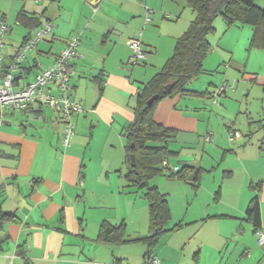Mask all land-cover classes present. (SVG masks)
I'll return each instance as SVG.
<instances>
[{
	"label": "crops",
	"instance_id": "1",
	"mask_svg": "<svg viewBox=\"0 0 264 264\" xmlns=\"http://www.w3.org/2000/svg\"><path fill=\"white\" fill-rule=\"evenodd\" d=\"M159 3L0 0V19L8 27L2 67L37 26L45 21L54 24L52 32L24 56L14 74V88L24 87L47 69L67 39L77 35L80 44L70 63L69 95L84 109L74 120L75 134L67 150L60 143L59 114L42 101L23 112L0 113V210L13 215L0 227V264H145L151 258L161 264L264 263V248L256 244L249 215L257 209L258 229L264 231V86L238 82L230 97L214 106L217 103L212 104L208 94L218 83L206 69L208 56L203 74L187 84L191 94L165 98L153 112L155 123L175 131L167 144L169 165L190 168L183 178L162 173L150 181L167 202L169 231L147 256V246L140 241L117 245L99 240L105 223L122 225L129 240L149 234L143 191L127 187L124 179L125 132L134 120L140 89L173 53L169 55L168 42L165 48L160 45L158 56L155 28L163 22L153 25L150 15L152 8L175 15L178 8L166 10ZM189 13L188 23L174 30L177 39L194 19ZM162 14L163 20L169 18ZM245 27L249 26H226L228 33L235 31L229 33L235 44L251 52L244 65L241 57H211L242 78L255 72L264 75V49L250 47L252 28ZM137 33L147 57L133 67L127 41ZM208 41L210 53L209 37ZM227 76L237 78L232 72ZM50 92L55 95V88ZM255 98L259 102L253 103ZM229 131L235 134L233 141ZM209 132L213 139L206 143Z\"/></svg>",
	"mask_w": 264,
	"mask_h": 264
},
{
	"label": "trees",
	"instance_id": "2",
	"mask_svg": "<svg viewBox=\"0 0 264 264\" xmlns=\"http://www.w3.org/2000/svg\"><path fill=\"white\" fill-rule=\"evenodd\" d=\"M183 1L194 13V19L184 34L176 40L173 53L161 70L140 89L134 107V120L125 132L124 179L127 187L143 191L142 197L146 200L149 211V234L139 240H129L124 235L122 225L111 226L106 223L101 225L99 233L102 243L119 245L140 241L147 246L146 256L151 254L162 235L169 231L166 229L169 220L167 202L158 189L150 185V181L162 173L183 178V172L190 169L183 166L176 172L172 171L173 167L167 160L170 154L167 144L175 138V131L154 122L153 112L156 105L168 97L191 94L186 87L191 80L204 72L202 63L211 49L208 37L215 31L216 18L221 17L227 27H251L250 47L264 49V7H257L255 0ZM249 78L264 86V77ZM166 86L169 88L166 89ZM155 95L157 99L147 105V101ZM163 162L168 165L163 166ZM249 215L252 216L257 230V209L253 208ZM12 218L11 213L0 210V227Z\"/></svg>",
	"mask_w": 264,
	"mask_h": 264
},
{
	"label": "built area",
	"instance_id": "3",
	"mask_svg": "<svg viewBox=\"0 0 264 264\" xmlns=\"http://www.w3.org/2000/svg\"><path fill=\"white\" fill-rule=\"evenodd\" d=\"M93 1V0H90ZM97 1V0H94ZM149 21V19H146ZM54 24L50 21L43 22L37 27L20 46L13 60L7 67H2L4 62V39L8 31L7 24L3 17L0 19V113L3 110L14 112L25 111L32 103L37 100L50 106L60 116L63 123V130L60 139L61 146L64 150L70 147V139L75 134L74 120L79 115L84 113L82 105L74 101L69 92L71 90V61L78 54L80 44L79 36L72 35L65 42L63 49L54 57L52 64L39 73H37L32 81L24 87L15 89L14 74L19 70L24 56L34 49L38 42L52 32ZM141 33H137L133 38L127 41V46L130 50L129 64L130 66H138L146 60V54L142 49ZM55 88L56 94L53 95L50 91ZM227 89L226 85L220 86L212 95L213 103H216L215 98L221 96ZM1 126V121H0ZM264 128V125H263ZM234 132H228L229 141L234 140ZM213 133L209 132L204 137V142H211ZM163 162V166H167ZM177 167H173L172 171L176 172ZM256 244L260 248H264V231L257 229L255 232ZM118 264V263H113ZM145 264H161L157 258H151ZM260 264H264L263 262Z\"/></svg>",
	"mask_w": 264,
	"mask_h": 264
},
{
	"label": "rangeland",
	"instance_id": "4",
	"mask_svg": "<svg viewBox=\"0 0 264 264\" xmlns=\"http://www.w3.org/2000/svg\"><path fill=\"white\" fill-rule=\"evenodd\" d=\"M254 3L257 7H264V0H255ZM159 4L163 5L166 10L178 8V12L176 15L171 13V12H167V11L162 12L160 9H156V8H152L154 12L152 15H150V18L153 19L152 21L155 23L153 25L158 26L157 22L159 20L163 22L162 24H160L158 26L159 29L155 28L157 30V32H156L154 39L157 42L156 45H157L158 50H159L158 56H161V52H162L160 45L164 43V48H165L166 45L168 44V42H169V46L171 44L170 49H169V51H170L169 55H171V53L174 49L175 39H177V37H178V36H174L175 35L174 30L177 27L180 28L181 26H185L188 23V16L190 14L189 13L190 10L186 6V4L183 0H160ZM183 4L185 6L184 8L181 7V6H183ZM162 13H165V16H169V18H167L166 20H163L162 16H161V15H163ZM13 27H16V26L13 25ZM214 27H215L214 33L209 36V40H211V45H212L213 51H211L210 53H208L206 55V56H208V62L210 63L209 67L206 69L211 71V73H210L211 78H216V83H218V84H217V86H215L211 89V91H210L211 97H210V95H208V98L210 99V102L213 104L212 95L222 85L227 86L226 92H228L227 97H223V94H224L223 93L221 96L215 98L217 104L214 106H218L220 100L222 102V100H227L230 97V93L237 88L238 82L241 83L240 85L244 84L245 82L251 83L250 86H253V88H259L258 82L250 81L251 79L249 77H251V76L264 77V75L260 74V72H255V73H257L256 75L245 74L242 78L241 73H239L238 71L233 70V69H231V70L227 69L228 67L225 66L224 64H223V66H219V64L217 65V60L213 59V57H211V56L241 57L242 58V65H244V63L246 61V56H249V54L251 52L249 53L247 46L242 47V44H241V46H237L235 44L231 35H229V33L235 32V31H229V33H228L226 26H225V23L221 17L216 18V20L214 22ZM245 28H246L245 30L249 29V27H245ZM158 31L160 32V34H158L159 33ZM241 32L242 31L240 30L236 34H238V36L240 37ZM4 43H5V39H4ZM5 47H6V45H5ZM253 52H255V51H253ZM146 57H147V55H146ZM144 62L145 61H143V63ZM140 65H142V64H140ZM251 65H252V61L249 62V67H252ZM229 72L234 73L235 77H237V78L228 77L227 73H229ZM196 82H198V81H196ZM242 82H244V83H242ZM247 85H249V84H247ZM251 93L253 94V91ZM246 100L250 101V99H246ZM257 101L259 102V99H257V98L253 99V103H255ZM250 102H252V101H250ZM263 124H264V122H263ZM170 158H172V157H170Z\"/></svg>",
	"mask_w": 264,
	"mask_h": 264
},
{
	"label": "water",
	"instance_id": "5",
	"mask_svg": "<svg viewBox=\"0 0 264 264\" xmlns=\"http://www.w3.org/2000/svg\"><path fill=\"white\" fill-rule=\"evenodd\" d=\"M169 88V86H166V89H168ZM157 99V96L155 95V96H153V97H151L148 101H147V105H150V104H152V102L154 101V100H156ZM133 159V158H132ZM252 208V206H250V209Z\"/></svg>",
	"mask_w": 264,
	"mask_h": 264
}]
</instances>
